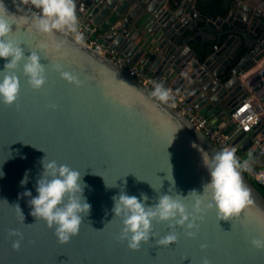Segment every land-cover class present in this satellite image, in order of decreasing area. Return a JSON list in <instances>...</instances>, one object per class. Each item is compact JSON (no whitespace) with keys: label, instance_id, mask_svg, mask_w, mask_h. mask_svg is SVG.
<instances>
[{"label":"water","instance_id":"water-1","mask_svg":"<svg viewBox=\"0 0 264 264\" xmlns=\"http://www.w3.org/2000/svg\"><path fill=\"white\" fill-rule=\"evenodd\" d=\"M3 3L11 14L31 16L24 5L17 11L16 0ZM75 4L77 14L94 27L93 32L86 30L92 39L171 85L222 128L243 154L251 151L249 159L260 158L254 139L264 141V113L248 132L233 113L247 97L264 102V0H222L213 10H204L199 0ZM16 23L10 38L21 43L25 56L31 51L41 56L46 83L32 89L21 64L16 70L21 81L17 102L0 103V264H202L205 258L210 264H264V251L250 244L252 238L264 237V196L243 171L253 203L240 216L218 220L216 210L208 209L197 221L194 238L177 228L178 240L169 246L156 243L169 233L168 224L153 222L155 237L139 250H130L119 239L122 221L113 218L112 197L121 189L138 198L144 193L151 206L159 194L176 193L188 196L184 202L191 210L196 193L190 192L202 195L203 185L211 180L199 149L212 155L221 148L169 102L152 97L148 85L109 56L77 42L70 33L45 35L30 21ZM208 44V56L201 59L199 51ZM6 62L0 59V71ZM56 64L79 76L83 85L62 79ZM45 155L79 170L88 186L84 196L90 214L79 233L64 244L54 229L30 214V197L19 196L25 190L37 195ZM26 171L29 180L22 187ZM202 198L207 203L209 196ZM12 229L23 236L18 251L12 248L17 238L8 235Z\"/></svg>","mask_w":264,"mask_h":264},{"label":"clouds","instance_id":"clouds-1","mask_svg":"<svg viewBox=\"0 0 264 264\" xmlns=\"http://www.w3.org/2000/svg\"><path fill=\"white\" fill-rule=\"evenodd\" d=\"M21 5L31 6L29 8L31 16L18 17L9 13L3 0H0V59L7 61L0 71V103L7 106L14 105L20 94L21 81L16 70L21 64L23 75L32 89L40 90L46 83V66L40 63L41 56L35 51L25 56L21 43L10 38L13 34L12 25H17V19H23L26 24L30 21L41 34L71 33L77 42L83 40L82 34L78 31L79 19L75 0H19L16 5L17 11L22 10ZM54 70L70 84L80 87L84 83L79 76L64 71L60 64L54 65ZM150 95L162 103H167L171 98L170 90L162 83H155ZM52 107L56 106L52 105ZM193 147L197 146L194 144ZM199 151L211 180L203 185L202 195L197 194L196 191L190 192L196 193L191 210L184 202L188 196L184 197L173 191V178L170 181L173 188H170L169 192L175 194H159V192L158 201L151 206L146 205L148 197L144 193L138 198L128 195L124 189H121L117 196L112 197L113 218L119 217L122 221L119 239L126 241L130 250H139L142 243L148 242L150 237H155L153 222L168 224L169 233L159 237L156 243L160 246H169L178 240L177 228L183 229L189 238H194L199 229L197 221L203 218L206 210L214 208L218 220H230L232 217L240 216L242 211L253 203L251 192L244 184L241 175L242 170H249L248 161H241L236 156L234 148L225 147L212 155L203 149ZM40 163L42 171L35 185L37 195L33 197L30 190H25L19 196L30 197L27 201L32 209L30 214L37 221H44L48 228L54 229V235L59 243H68L79 233L84 218L90 214L91 205L84 196V189L88 186L83 181V174L67 164H58L55 160L48 159L47 155ZM3 175L0 171V177ZM28 180L29 173L26 171L20 185L24 187ZM206 193L209 196L207 203L202 198ZM16 207L24 218L19 206ZM8 235L10 238H17L12 240V248L18 251L23 239L22 233L12 229ZM250 244L255 249L264 251V237L252 238ZM205 247L206 245H201L202 249ZM202 264H210V261L205 258Z\"/></svg>","mask_w":264,"mask_h":264},{"label":"built area","instance_id":"built-area-1","mask_svg":"<svg viewBox=\"0 0 264 264\" xmlns=\"http://www.w3.org/2000/svg\"><path fill=\"white\" fill-rule=\"evenodd\" d=\"M16 1L19 2V0ZM24 6L31 8L30 5ZM77 16L79 19L78 31L83 36L82 41L86 42L90 47L94 48L102 55L109 56L113 61H115V63L127 70L130 75L136 77L143 84L148 85L152 90L155 83H162L165 88L170 90L171 98L168 102L175 109H177L181 114L185 115L193 124H195L206 134L207 138L214 141L221 149L225 147L234 148L236 151V156L241 161H248L249 170L247 171L257 179V182L264 184V166L257 165L252 159L244 158L240 148L231 142L229 136L223 133L222 128L211 123L204 114H201L199 111L195 110L192 104L187 102L182 95L177 93V91L171 85L166 84L158 77L150 75L147 70L143 68V66L137 62H134L131 57L119 54L110 47H107L99 43L97 40L92 39L91 34L86 32L87 29H90L92 32L94 31L91 21L79 14H77ZM263 113L264 102H261L259 99H255L253 96H251L243 100V102L233 113V118L237 120L240 128L248 132L252 130L254 125L262 120ZM254 144L259 148V155L264 156V141L255 138Z\"/></svg>","mask_w":264,"mask_h":264},{"label":"trees","instance_id":"trees-1","mask_svg":"<svg viewBox=\"0 0 264 264\" xmlns=\"http://www.w3.org/2000/svg\"><path fill=\"white\" fill-rule=\"evenodd\" d=\"M222 0H199V3L202 5L201 7L204 10H213L214 7L213 5L215 4H220ZM209 44L207 45V50L199 51V56L201 59H205L208 56V49H209ZM245 174V176L252 182L256 188L263 194L264 196V184L257 182L256 178L252 176L247 170H242Z\"/></svg>","mask_w":264,"mask_h":264},{"label":"crops","instance_id":"crops-1","mask_svg":"<svg viewBox=\"0 0 264 264\" xmlns=\"http://www.w3.org/2000/svg\"><path fill=\"white\" fill-rule=\"evenodd\" d=\"M253 161L259 166H264V156H260V158L253 160Z\"/></svg>","mask_w":264,"mask_h":264},{"label":"rangeland","instance_id":"rangeland-1","mask_svg":"<svg viewBox=\"0 0 264 264\" xmlns=\"http://www.w3.org/2000/svg\"><path fill=\"white\" fill-rule=\"evenodd\" d=\"M251 153V151H249L248 153H246V154H243V157L244 158H248V155Z\"/></svg>","mask_w":264,"mask_h":264}]
</instances>
